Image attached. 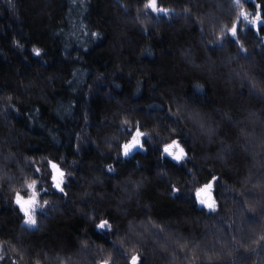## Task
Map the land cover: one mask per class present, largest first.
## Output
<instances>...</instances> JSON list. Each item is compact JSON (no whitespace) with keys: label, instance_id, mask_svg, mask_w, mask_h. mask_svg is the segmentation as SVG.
<instances>
[{"label":"trees","instance_id":"obj_1","mask_svg":"<svg viewBox=\"0 0 264 264\" xmlns=\"http://www.w3.org/2000/svg\"><path fill=\"white\" fill-rule=\"evenodd\" d=\"M145 3L0 0V264H264V25L233 0ZM137 128L146 150L125 157ZM32 180L29 226L12 200Z\"/></svg>","mask_w":264,"mask_h":264},{"label":"snow or ice","instance_id":"obj_2","mask_svg":"<svg viewBox=\"0 0 264 264\" xmlns=\"http://www.w3.org/2000/svg\"><path fill=\"white\" fill-rule=\"evenodd\" d=\"M233 3L239 9L237 14L238 19L239 17H243L245 21H248V23L252 25L253 28L259 31L260 25H264V14H262L264 13V6L260 4H256L255 14L250 17L249 13L244 9L241 0H233ZM144 7L146 9H150L154 13L157 12L167 13L169 11L168 9L158 7L157 0H146ZM239 31H243V28H241L238 25L237 21H233L232 27L228 29V35L238 45H239V39H238ZM91 35L95 37L98 36L99 34L92 33ZM241 50H243L242 46H241ZM33 52L36 55H40L39 49H33ZM146 136H147L146 133L141 132L140 129L137 128L136 131L132 133L131 139L127 143H124L123 145L120 146L123 156L127 157L136 148H140L141 150H146L145 149ZM162 155H167L176 163H183L188 158L186 149L176 139H173L170 144L163 145ZM49 167L51 168L52 187L57 192L61 194H66L63 186L65 182V173L60 169V167L56 163L52 161H49ZM35 171L39 173L40 169L36 168ZM108 171L111 172L114 171V169L109 168ZM218 179H219L218 177L213 176L208 183L204 184L202 187H198L195 189V196L197 202L200 205L206 207L209 211L216 210L213 194ZM36 185H37V181L35 180H32L30 183H27V187L30 190V195L27 198H24L20 192H16L12 200V203H14L18 207L19 212L23 214L24 222L32 226L36 224V220L33 217L32 212L38 206L37 192L35 190ZM171 190L173 193L179 192V189H177L176 187H172ZM95 227L101 230L107 229L109 228V222L107 220H101L99 223L95 224ZM102 264H108V261L105 260L102 262ZM130 264H142V262H140V258L137 255H133L131 257Z\"/></svg>","mask_w":264,"mask_h":264},{"label":"rangeland","instance_id":"obj_3","mask_svg":"<svg viewBox=\"0 0 264 264\" xmlns=\"http://www.w3.org/2000/svg\"><path fill=\"white\" fill-rule=\"evenodd\" d=\"M242 21H243V23L245 24V25H250L249 23H248V21H245L244 19H243V17H242V19H241ZM131 139V138H130ZM138 150H141L140 148H137ZM30 195V190L28 189V194L25 196V198L26 197H28ZM41 207V203L40 202H38V206L33 210V212H32V215H33V217L35 218L36 217V213H37V210H38V208H40ZM29 226H32V225H29Z\"/></svg>","mask_w":264,"mask_h":264},{"label":"water","instance_id":"obj_4","mask_svg":"<svg viewBox=\"0 0 264 264\" xmlns=\"http://www.w3.org/2000/svg\"><path fill=\"white\" fill-rule=\"evenodd\" d=\"M136 149H137V148H136ZM136 149H134L132 152H134ZM132 152H131V153H132Z\"/></svg>","mask_w":264,"mask_h":264},{"label":"flooded vegetation","instance_id":"obj_5","mask_svg":"<svg viewBox=\"0 0 264 264\" xmlns=\"http://www.w3.org/2000/svg\"><path fill=\"white\" fill-rule=\"evenodd\" d=\"M130 154H131V153H130ZM130 154H129V155H130Z\"/></svg>","mask_w":264,"mask_h":264}]
</instances>
